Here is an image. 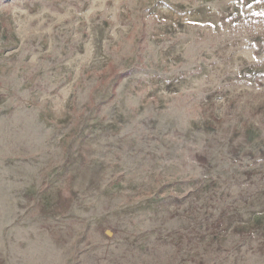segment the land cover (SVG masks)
<instances>
[{
	"label": "rangeland",
	"instance_id": "374dc122",
	"mask_svg": "<svg viewBox=\"0 0 264 264\" xmlns=\"http://www.w3.org/2000/svg\"><path fill=\"white\" fill-rule=\"evenodd\" d=\"M0 264H264V0H0Z\"/></svg>",
	"mask_w": 264,
	"mask_h": 264
}]
</instances>
